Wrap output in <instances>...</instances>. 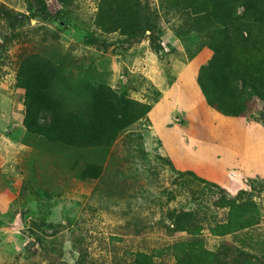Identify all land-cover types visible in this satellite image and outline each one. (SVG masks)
I'll return each mask as SVG.
<instances>
[{"label": "rangeland", "instance_id": "1", "mask_svg": "<svg viewBox=\"0 0 264 264\" xmlns=\"http://www.w3.org/2000/svg\"><path fill=\"white\" fill-rule=\"evenodd\" d=\"M141 2L152 28L127 40L96 26L100 0H45L47 18L30 0H0V264H133L138 251L187 238L173 210L204 217L209 249L226 239L264 258V102L248 117L211 108L198 83L213 56L206 35L189 33L166 0ZM36 54L57 68L55 93L77 111L83 84H108L150 110L110 146L41 143L27 134L17 86L23 58ZM90 163L96 178L82 176ZM222 194L252 197L261 223L212 234Z\"/></svg>", "mask_w": 264, "mask_h": 264}, {"label": "trees", "instance_id": "2", "mask_svg": "<svg viewBox=\"0 0 264 264\" xmlns=\"http://www.w3.org/2000/svg\"><path fill=\"white\" fill-rule=\"evenodd\" d=\"M30 10L45 11V0H30ZM182 14L187 31L206 35L213 51L202 66L198 83L211 108L230 116L248 117L264 102V0H166ZM149 10L141 0H100L95 23L107 33L119 30L127 40L141 39L152 28ZM44 17H49L47 10ZM58 70L40 55L23 58L17 86L24 90L23 124L27 134L41 143L68 147L110 146L118 135L144 118L150 106L118 95L108 84H83L85 104L73 109L54 90ZM63 77V76H62ZM264 115V106L262 110ZM173 166L172 160L166 158ZM101 167L86 166L84 178H96ZM215 204L224 209V219L209 227L214 235L235 234L262 221V211L252 197H227ZM173 229L187 238L152 252L138 251L133 264H162L170 255L174 264H264V258L223 240L215 249L206 246L204 217L197 212L173 210ZM76 243V240L74 241ZM78 262L83 264L81 257Z\"/></svg>", "mask_w": 264, "mask_h": 264}]
</instances>
